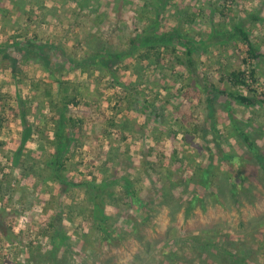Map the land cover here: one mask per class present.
<instances>
[{
    "label": "rangeland",
    "instance_id": "1",
    "mask_svg": "<svg viewBox=\"0 0 264 264\" xmlns=\"http://www.w3.org/2000/svg\"><path fill=\"white\" fill-rule=\"evenodd\" d=\"M223 5V0H0V57L19 58V48L35 44L51 56L54 65L60 63L63 69L57 75L79 85L85 97L86 103L74 114L89 123L88 133L97 135L94 151L98 152L95 143L101 144L108 172L115 178L130 175L135 187L147 191H142V197L147 200L150 195L152 202L149 212L140 205L129 206L123 188L109 186L101 205L109 234L96 230L89 219L95 193L89 194L87 183L98 185L106 179L100 172L102 161L90 155L92 146L87 142H70L59 156L60 160L68 158L67 169H59L60 183L41 184L33 173L51 175L53 171L48 165L55 148L42 141L28 143L21 158L26 163L10 169L6 151L19 140L20 124L8 110L20 100L25 102L36 115L39 135L52 138L54 111L43 92L49 83L53 91L57 87L39 62L23 66L27 77L22 80V76H12L9 61L2 60L0 105L7 107L0 121V141L5 145L0 148V169L12 170L8 178L17 180L15 197L23 196L25 209L14 222L17 241L0 242V264H36L40 259L39 264H51L42 254L50 245L52 224L67 235L59 264H237L229 253L242 247L248 250V264H264V173L234 129L253 131L257 150L264 155V109L237 103L228 109L223 105L226 96H218L216 115L205 119L211 109L203 92L206 77L221 88L224 84L219 79L224 73L249 65L243 63L245 44L228 36L232 22L242 21L257 53L264 54V0H234L221 15ZM181 11L193 19L185 34L198 43L192 70L176 64L172 56L170 61L163 58L165 53L161 61H142L136 72L132 57L126 67H133L118 72L117 79L128 88L122 92L105 70L77 65L83 57L100 52L105 42L126 48L129 37L154 21L160 31L173 27ZM58 43L76 51L74 58L63 57L55 47ZM253 66L257 80L252 87L257 95H264V57ZM108 118L114 123L125 119L129 134L104 123ZM217 146L241 155L243 162L236 167L220 161ZM145 147L153 148L150 159L164 154L169 172L152 174L149 180L143 177ZM174 149L177 156L171 158ZM36 159L38 164L30 167ZM210 159L215 177L210 178L212 190L206 192L197 189L190 176ZM232 179L242 182L234 196L229 189L215 193L213 185ZM193 195L197 202L189 207Z\"/></svg>",
    "mask_w": 264,
    "mask_h": 264
},
{
    "label": "trees",
    "instance_id": "2",
    "mask_svg": "<svg viewBox=\"0 0 264 264\" xmlns=\"http://www.w3.org/2000/svg\"><path fill=\"white\" fill-rule=\"evenodd\" d=\"M232 1L234 0H223L224 5L220 10L221 15L224 14L227 9V5H229ZM176 21L177 22L173 27H166V29H163L161 31L158 28V24H156L157 21H154L153 24L149 25L146 29L137 32L134 36L129 37L125 45L126 48L115 47L112 43L107 44L105 42V44H102L100 52H98L92 57H83L82 59H80L77 65H80L81 67L85 68L90 64L100 71L105 70L109 77L112 78V80L122 88V92H124L123 90L125 88H128L126 87V85H123V82L120 79H117L118 72L123 68L128 69L133 67L131 64L126 67L127 60L132 57L136 62V65H134L135 69L133 68L136 72V69L141 67L140 63L142 61H161L162 59L160 57L165 53L166 56L163 58H166L168 61H170V57L172 56V58L175 59L176 64L183 65L189 70H192L195 64L194 58L192 56L194 51L196 50L195 44L197 45L198 43L195 37H191L189 35L187 36L185 32L186 26L193 22V19L190 17L189 14L184 13V11H181L176 16ZM228 32V36L231 38V41H239L245 44L246 58L243 59V63L249 65L247 68L237 69L224 73L219 79V83L224 84V86H222L221 88L216 87V85L213 83V81L210 80L209 77H206L204 79L203 82L205 84L203 85V92L204 94H206V105L208 110L211 109V115H207L208 112L205 113V119L211 120L212 117L216 115L214 104L217 102L218 96H226L223 105L228 109L231 108L232 103H237L240 106L244 107H250L252 105L257 104L264 109V95H257L255 93L256 91L252 87L257 80V70L253 66V63L256 62L258 58L264 57V54L257 53V49L255 48L254 43L250 39L249 32L246 30L242 21L232 22ZM37 35L38 34L35 33V36ZM27 43L28 42L26 41V44ZM178 46L180 48H183L184 51L179 50ZM31 47H35V50L33 49L32 51ZM55 47L59 49V51L62 52L63 57L67 59L74 58V56L76 55L74 53L76 51H72L70 49L67 50L60 43L55 45ZM19 52H22L20 53L19 58L8 55H2V57H0V61H9L8 68L12 76H22V80L26 79L27 73L23 69V66H27L28 62H39L43 70L52 79L53 84L56 85L57 89L56 91H53V85L49 83L47 84L43 92L46 97L45 100H47L49 104L48 106H50V108H53L52 110L54 111L51 117L53 124L51 126V132L53 135L52 138H50L47 134L41 136L42 132L39 130L38 124H36L35 121L36 115H34L32 113V110L25 105V102L23 103L20 100L19 105H17V107H10V109L8 110V112H11V116L17 119L18 123L20 124L19 140L15 143H12L10 149L6 151L5 158L6 160L11 162L10 169L15 166H22L26 163V161L21 158L22 156H24L28 143L32 141L34 142V140L42 141V143L45 142L47 144H51L55 148V152L51 156L48 165V168H53V171L51 175H49L48 173L47 175H44L42 172L38 171L32 172L39 176L38 179H40L39 183L41 184H48L49 181L55 182L56 184L60 183L61 179L59 178L62 177V172H60L59 169H67V157L63 156L64 159L60 160L59 156L63 155V150L67 149L70 142H75L76 140L80 143L87 142L89 147L92 146L90 147V155H92L93 158L96 159L95 161H102L100 165V172L101 176H105L106 179L104 183H99L98 185L87 183L89 187V194L91 191H94L95 193L91 199L92 206L91 213L89 214V219L93 223V227L96 228V230H99L100 233L105 232V235L109 234L106 232L109 229L105 227V223H107L108 218L107 215L104 214L101 205L103 202L102 199L105 190L109 186H114L115 184H118L123 188L124 197L127 198V205H140V207L144 208L145 211L149 212L150 206H148V204L152 203L150 200V195H148L147 200L144 199L145 197H142V194L147 191H145L144 189L142 190L139 187H135L133 185V183L135 184V182L130 179V175L126 174V176L115 178L112 176L111 173L108 172V165H106L108 161L105 160L104 156L106 151H104L102 145H99V143V147H97L95 143V147L98 152H95V148H93V141L94 139H97V135L94 136L93 134L88 133V122H85V120L82 118H76V115L74 113L81 109V106H83L82 104L86 103L84 95L80 92L81 87L79 85L71 83L68 79H64L62 76H60V74L58 76L57 74L60 72V70L62 71L63 69L62 66L60 65V63L54 65L50 60L51 56L47 52H41V48L39 45L30 44L29 46L27 44L25 47H23V50L19 48ZM198 82L203 83L200 80H198ZM29 86L31 90L34 88L32 81L30 82ZM241 88L245 89L248 93H242L241 90H239ZM146 102L147 100L144 99V103ZM4 107L6 108L7 106L0 105V121L3 119L1 117V114L3 115L6 111ZM124 122L125 119L122 120V123H114L109 118L104 121V123H107L109 126H114L115 128H118L121 132H126L127 134H129L130 128H128ZM213 124L215 125L214 122ZM234 129L236 132L238 131L239 140L256 158L257 163L262 166L261 169L264 173V155L259 153L257 150L258 145L256 143L257 141L254 137L253 131H244L236 127ZM40 133L41 135H39ZM4 147V143L0 141V148ZM39 147L41 148L42 145H39ZM152 149V147L148 149L145 147L142 152V157L144 159L142 162L144 164V167L141 172L144 174L143 177L148 178V180L150 179L152 174L154 176H158L159 174L161 175L162 172L166 173L168 170H170L168 167L170 163H166V160L164 159L165 156L162 152L159 153L157 156H154L153 159L149 158V156H152L153 154ZM216 150V156L222 162H227L228 164H236V167H238L239 164L243 162V158L241 157V155L227 153L225 149L218 146L216 147ZM172 153L173 156L171 158L177 156L176 149H174ZM43 154L45 155V153ZM37 155L39 156V153ZM108 156H111V152L108 154ZM37 164L38 159L34 161V166L31 163L32 166L30 167L35 168ZM213 166V159H210L208 165L203 167L197 166L196 170H194V172L191 174L190 180L196 184L197 189L200 188L201 191L206 192L208 190H212L213 187H210V180L215 177ZM11 171L9 173H6L4 169H0V242L6 244H11L17 241V235L14 230V222L16 218L20 216L22 210L25 209L23 196L21 195L20 198L15 197V186H17V180L8 178L12 174ZM235 171L239 170H237L236 168ZM208 179L209 181H207ZM135 180H137V182H139L140 184L141 180H139V178ZM231 181L230 183L228 182V184L225 183L224 185H221L220 182H218L217 184L215 183L216 185H213L216 186V189L214 190L215 193H218V190L223 191L224 189H229L230 194L234 196L237 190L241 188L242 182L234 181V179H232ZM142 191L144 192L142 193ZM197 195H193L188 201L189 207L193 206V204L197 202ZM52 229L53 231L50 237V245L45 251H43L42 257L46 256L47 261L51 264H59V262H61L59 252L65 246V239L67 238V235L65 230L56 228L54 224H52ZM60 231H62V235H60ZM66 247L67 245L65 246V248ZM232 252H234V250ZM232 252L229 254L237 264H248L246 256L248 250H246L244 247L238 248V250L234 253ZM41 261H43V259L38 260L36 264H39Z\"/></svg>",
    "mask_w": 264,
    "mask_h": 264
}]
</instances>
